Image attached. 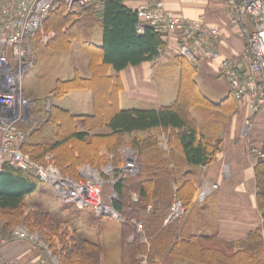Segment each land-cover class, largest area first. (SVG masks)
I'll return each mask as SVG.
<instances>
[{"label":"trees","instance_id":"obj_1","mask_svg":"<svg viewBox=\"0 0 264 264\" xmlns=\"http://www.w3.org/2000/svg\"><path fill=\"white\" fill-rule=\"evenodd\" d=\"M99 2L103 3L100 10V20L103 43L96 46L91 43L88 35L90 16L86 12H98ZM127 0H94L88 6L77 11H68L66 3H60L51 10L43 21V29L54 31L46 44L54 49H67L72 41L80 43L81 48L89 56L90 78L75 76L72 79L58 80L50 93L54 97L65 95L70 90L89 88L93 95L94 113L89 115H74L67 110L52 106L47 115V121L56 123L54 135L45 136L37 141L24 139L20 148L37 162L45 163L49 154L50 161L63 173L77 177L76 165L87 163L101 168L107 161L99 152L103 145L114 151L117 144H124L123 136H131L127 146L138 152V172L134 175H123L115 183H107L109 190L113 189L117 197L111 201L113 207L120 212L121 264H141L140 252L146 253V263L156 264L170 240L163 236L170 232L168 227H161L164 217L174 199H179L185 207L189 206L197 192L194 182L190 179L191 171L176 172L169 168L173 164L160 156L158 137L153 129H158L167 138L169 147H177L181 151V163L174 160V166L208 164L215 158L220 147L198 130V125L190 113L193 105L208 104L210 100L197 88L192 79L195 66L184 56L180 62V90L175 101L156 109H121L118 107L119 85L107 75L106 66L120 70L126 65H135L154 58L164 47V35L145 24L143 33L137 31L139 18L129 6ZM39 35V34H38ZM110 91L112 108L102 110L97 91ZM77 119L88 128L108 125L109 133H92L79 131ZM137 132H144L138 135ZM123 135V136H122ZM122 136V138H121ZM78 146H76V145ZM85 151H81V148ZM151 151V152H149ZM105 164V163H104ZM115 174L121 166L119 162L112 164ZM75 170V171H74ZM179 171V170H178ZM76 172V173H75ZM256 180L259 205L264 216V157L256 164ZM177 174L184 180L180 183ZM38 180L35 172L25 170L4 162L0 168V220L3 227L22 223L29 231L37 230L42 240L56 255L61 264H100L102 247L82 237L76 230H70L59 219H55L40 207L26 209L25 196L31 193ZM176 188L173 189V184ZM105 192V188L103 189ZM137 195L133 199L132 194ZM106 198V197H105ZM151 206L149 209L148 206ZM133 220L143 223L144 235H154L148 248L143 242L142 234L136 232ZM177 220V219H176ZM133 233L132 240H128ZM251 243L255 247L260 244L258 232H253ZM187 246L198 250L201 256L215 258L218 262L229 260L232 255H219L216 246L203 244L196 236L183 238ZM157 245V246H156ZM172 244V253L178 252ZM246 247V244H244ZM258 245V246H257ZM181 247V245H180ZM176 254V253H175ZM228 256V257H227ZM202 261L208 262V259ZM215 261L213 264H218ZM221 261V262H222ZM220 264V262H219Z\"/></svg>","mask_w":264,"mask_h":264},{"label":"crops","instance_id":"obj_2","mask_svg":"<svg viewBox=\"0 0 264 264\" xmlns=\"http://www.w3.org/2000/svg\"><path fill=\"white\" fill-rule=\"evenodd\" d=\"M129 6L133 7L134 3L143 2L144 0H127ZM90 4V3H89ZM87 4V6L89 5ZM103 3L99 2L98 12H86L84 17L90 16V27H88V35L91 43L100 46L103 43V31L100 20L102 14ZM165 5L177 15L186 19L196 18L205 22L208 26L218 27L221 30L219 39L215 42L222 56H238L244 49L245 36H240L238 31L246 33L252 28L251 21L243 17L238 27L229 24L230 10L217 0H165ZM49 31H52L50 29ZM53 35H54V31ZM52 35V36H53ZM39 36V35H38ZM51 36V37H52ZM30 38H37L30 37ZM164 47L159 50L158 54L151 60H145L135 65L128 64L120 70H115L112 66H106L105 71L113 82L118 83V107L121 109L139 108V109H156L162 105H167L176 100L180 90V62L181 54L178 36L174 33L164 35ZM73 44H76L81 52L85 55L83 68L78 70L75 68L74 75L67 78H56L58 80L72 79L75 76L90 78L92 72L89 68V56L81 48L78 41L71 42L67 49H54L45 43V46L55 51L69 50ZM30 48V41L25 42V48ZM10 53V51H8ZM36 56V55H35ZM37 58V57H36ZM186 58V57H185ZM34 58L30 60L34 62ZM189 60V59H188ZM195 66V73L192 79L196 82L197 88L207 97L211 103H198L191 107L190 113L197 122L200 133L208 136L215 142H219V151L213 161L208 164L185 165L180 168L174 166L175 161L181 163L182 153L177 147H169L167 138L158 129H153V134L157 135L160 148V156L164 160H170L173 164H169V168L176 172L190 170V179L194 182L197 192L189 206L186 207L185 214L180 219H172L165 221L163 219L161 227L170 225V232L163 236V239L170 240L168 246L162 254L156 258V264H213L215 258L209 256H201L198 250L187 246L183 238L187 236H196L203 244L213 245L220 251L219 255H232L227 261L221 259L219 264H264V216L259 205V196L256 180V164L259 159L264 157V109L256 115H250L246 110L243 101L236 99L230 89L229 83L221 75L216 63L208 60L191 61ZM30 64V63H29ZM177 64L178 82L175 90L169 94L166 102L158 99V72L170 65ZM28 67V66H27ZM27 69V68H26ZM2 74L0 73V78ZM55 86V85H54ZM53 86V87H54ZM52 87V88H53ZM51 88V89H52ZM48 96L53 98H63L72 91H90L91 97H87L85 105H76V110L63 108L56 104L53 99L45 102L44 106L40 103L30 101L29 116L25 120H20L17 125L21 133L24 134L26 140H40L45 136L54 135L56 123L47 121V115L52 106L69 111L74 115H89L94 113L93 95L89 88L70 90L63 96L54 97L50 91ZM152 102L155 105L141 107L140 102ZM249 119V123L246 120ZM77 129L92 133H109L111 129L104 124L96 128L88 129L83 125L80 119H77ZM96 129V130H95ZM144 134V132H137ZM122 147V146H121ZM121 147H116L114 151L108 150L103 145L99 152H115ZM151 152V151H149ZM53 165V164H52ZM87 164H81V166ZM55 166V165H54ZM79 166V165H78ZM56 167V166H55ZM80 167V166H79ZM78 167V169H79ZM179 170V171H178ZM180 183L184 180L181 174H177ZM37 178V177H36ZM38 182L40 179H38ZM38 182L35 189L36 191ZM204 183L210 185L216 183L217 187L212 189L202 200L198 199V190ZM172 188H176V184L172 183ZM42 207L34 203L31 208ZM77 208V207H76ZM89 210L93 207H84ZM83 209V208H78ZM43 210V209H42ZM44 211V210H43ZM55 219L63 222V225L70 230H76L82 237V233L75 227L61 218L51 215ZM89 212V211H88ZM79 213L78 215H80ZM92 215V214H91ZM96 215V212L93 213ZM94 222H97L94 219ZM101 224H105V220H99ZM118 228L115 229L119 235L115 244V250L119 257L118 264H121V238H120V221L118 220ZM108 229V228H106ZM34 231V230H33ZM258 232L260 236V244L255 247L252 237L253 232ZM39 233V232H38ZM40 235V234H39ZM0 236H8L6 232L0 230ZM146 236V235H145ZM149 248L151 240L157 242L154 235L146 236ZM86 238V237H84ZM40 239L41 236H40ZM87 239V238H86ZM89 240V239H88ZM92 241V240H90ZM96 242L101 245L100 264H114L111 262V252L106 254L103 250L105 243V235L100 236V240ZM172 244L178 246L177 251L172 253ZM246 244V247L245 245ZM181 245V247H180ZM157 246V245H156ZM109 250H113L112 248ZM223 252V254L221 253ZM143 252L139 253L142 258ZM42 249L37 244L24 239H12L7 242H0V257L4 260H18L22 263H33L39 261L42 257ZM223 255V256H225ZM228 257V256H227ZM208 259V262L202 261ZM222 261V262H221ZM213 262V263H212ZM147 264V263H146Z\"/></svg>","mask_w":264,"mask_h":264},{"label":"built area","instance_id":"obj_3","mask_svg":"<svg viewBox=\"0 0 264 264\" xmlns=\"http://www.w3.org/2000/svg\"><path fill=\"white\" fill-rule=\"evenodd\" d=\"M92 1L94 0H0V64L3 61L8 66L6 73L2 74L0 71V84L4 83L10 90H15L12 95L0 97V102L5 103L0 109V168L7 162L21 169L32 170L40 180L54 186L58 199L69 201L77 208L93 207L97 214L120 219L122 215L111 204L117 194L113 189L105 193L104 184L115 183L123 175L137 173L136 155L129 156L118 168L117 174L112 164H105L101 168L83 165L78 169V177H72L52 164L43 165L34 161L23 152L20 143L25 136L17 125L20 120L29 116L30 104L21 88L22 75L31 63L27 60L24 47L26 39L39 33V41L45 43L53 35L52 31H44L43 21L60 3H66L68 11H77ZM217 1L229 8L231 26L238 27L243 17L252 23V28L246 33L238 31L246 40L244 49L238 56H222L219 52L215 42L221 35L220 28L208 26L196 18L186 19L177 15L166 7L165 0H144L134 3L131 8L139 18L138 32L143 33L144 25L147 24L154 31L174 33L178 36L180 51L184 56L191 60L216 63L235 98L243 101L248 113L254 116L264 109V0ZM13 102L17 107L8 110L7 107ZM246 123H249V119ZM216 187V183H204L198 191V199L202 200ZM132 197L136 199L137 195L133 193ZM185 209L179 199H174L165 221L182 218ZM133 223L136 232L142 234L141 240L147 243L142 221L133 220ZM11 234L12 239H24L43 247L44 255L33 263L4 260L0 257V264H59L48 245L40 239L37 230L30 232L18 225ZM133 236V233L129 234L128 240H132ZM5 240L7 239H1L0 242ZM141 264H146L145 254H142Z\"/></svg>","mask_w":264,"mask_h":264},{"label":"rangeland","instance_id":"obj_4","mask_svg":"<svg viewBox=\"0 0 264 264\" xmlns=\"http://www.w3.org/2000/svg\"><path fill=\"white\" fill-rule=\"evenodd\" d=\"M35 37L37 38V40L35 38H30V37L26 39V42L28 40L30 41V48L32 49V51L31 50L29 51V48H27L26 45V51L28 56L27 60H31L32 57L34 58L33 59L34 62L28 64V67L21 78V88L22 91L27 95V98L31 102L42 104V106H44L45 102H47L51 98L56 102V104L62 106L63 108H70L73 110H76L75 108L76 105H81V104L85 105L87 103L86 102L87 97L88 96L91 97L90 91L88 90L72 91L62 99L61 98L57 99L48 96L49 90L55 85L56 78L71 77L74 75L75 68L78 70H81L83 68L82 65L85 59V55L81 52V50L78 48L76 44H73V46L69 50L55 51L46 47L45 46L46 42L44 43L42 41H39L38 35H35ZM4 67H5V63L2 61L0 64V71H2ZM177 67H178L177 64H174V66L170 65L165 69L161 68L157 73L158 85H159L157 100L160 99L166 102L165 100H167L166 98H168L169 94H171V91L173 92L175 90L176 93V87L178 82ZM2 87L3 85L0 84V88ZM97 93L99 96V102L102 104L101 107L102 110H104L103 108L105 109L112 108L110 91L106 90V92L102 93L99 90L97 91ZM151 105H155V103L147 102V101L139 103V106L141 107H147ZM0 109H2L1 106ZM96 129H98V127ZM138 135H141V133H138ZM130 137L131 136L129 135L123 136V141L125 143L117 144V147L122 146L120 150H116L115 152H106L105 150L103 152V154L107 159V161L104 162L105 164H113L119 162V165H122L129 156L136 155L137 166L139 169L137 150L129 145L127 146ZM81 151H85L83 147L81 148ZM104 163L103 165H105ZM40 164L43 165L53 164L50 161L49 154L45 156V163L40 162ZM81 164H87V163H81ZM81 164L78 165L81 166ZM78 165L75 166L74 168L75 170L78 169L79 167ZM88 166L90 165L88 164ZM65 172H67L65 174L71 173L68 171ZM76 175H79V173H76ZM106 184L107 183L104 184V188H105V192L107 193L109 191V188L106 186ZM24 201L26 203L27 210L32 209L31 207L33 206V204L37 203V205H40L44 211L49 212L51 215L57 218H61L62 220L68 222L70 226L77 228L82 233V235L89 240L98 241L100 240V236L105 235V243L103 250L106 254H108V251H110L111 262H113L114 264H118L119 257L115 250V244L119 238V235L115 231V229L118 228L117 218H114L106 214L99 215L96 213V215H93V213L95 212L93 208L89 210H86V208L78 209L71 202L58 199L54 186L42 180H39L36 191L26 195ZM79 213L81 214L78 215ZM100 218L102 220L103 219L105 220L104 225L99 223ZM94 219H96L97 222H94L95 221ZM18 225H21V227L27 229L26 227H24L22 223L15 224L9 227H3V221L0 220V230L8 234V236L6 237L0 236V240L7 239L4 242L12 240L11 233ZM111 248L113 250H109ZM56 258L58 259L57 256ZM59 264H61L60 261Z\"/></svg>","mask_w":264,"mask_h":264},{"label":"bare ground","instance_id":"obj_5","mask_svg":"<svg viewBox=\"0 0 264 264\" xmlns=\"http://www.w3.org/2000/svg\"><path fill=\"white\" fill-rule=\"evenodd\" d=\"M4 63H5V67H4V69L1 71L2 74H3V73H6V72H7V69H8V66L6 65V62H4ZM11 93L14 94V93H15V90H10V89L7 88L6 85L3 83V87L0 88V97H6L7 95H8V96H9V95H12ZM0 103H1V102H0ZM6 103H7V100H6ZM0 106L3 108V107L5 106V103H1ZM14 107H15V108L17 107V105L15 104V102H13V103L10 105L9 108L7 107V109H8V110H12Z\"/></svg>","mask_w":264,"mask_h":264}]
</instances>
